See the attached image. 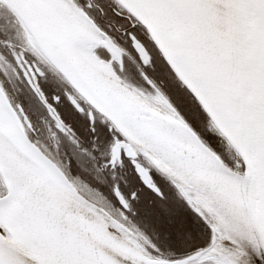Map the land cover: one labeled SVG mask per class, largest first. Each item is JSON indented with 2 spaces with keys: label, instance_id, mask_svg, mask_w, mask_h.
<instances>
[{
  "label": "snow or ice",
  "instance_id": "snow-or-ice-1",
  "mask_svg": "<svg viewBox=\"0 0 264 264\" xmlns=\"http://www.w3.org/2000/svg\"><path fill=\"white\" fill-rule=\"evenodd\" d=\"M0 264H264V0H0Z\"/></svg>",
  "mask_w": 264,
  "mask_h": 264
}]
</instances>
